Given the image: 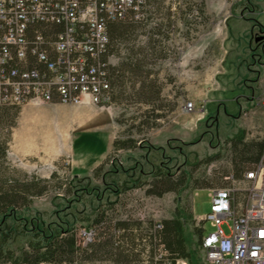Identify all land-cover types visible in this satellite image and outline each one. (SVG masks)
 I'll use <instances>...</instances> for the list:
<instances>
[{
  "label": "rangeland",
  "instance_id": "obj_1",
  "mask_svg": "<svg viewBox=\"0 0 264 264\" xmlns=\"http://www.w3.org/2000/svg\"><path fill=\"white\" fill-rule=\"evenodd\" d=\"M247 2L162 0L147 4L145 33L139 34L132 44L142 45L150 39L160 44L165 56L154 59L151 65V78L160 87V97L150 104L138 102L137 93L128 83L122 101L106 105L113 108L119 120L117 136L134 138L143 147L114 151L111 162L117 161L123 169L108 174L105 180L95 178L93 173L76 176L66 161H59L54 169L59 177L52 188L34 197L30 207L19 216L43 226L71 223L81 233L83 229L89 230L91 220L100 210L114 222H140L142 232L147 234L155 224L172 217L179 204L190 208L197 217H203L211 208L209 189L197 190L193 183L181 193L170 191L159 197L146 194L148 185L136 187L138 182L150 181L157 166L168 165L178 173L190 170L195 179L212 187H219L216 178L223 174H229L228 185L243 184V178H234L228 139L239 129L246 130L248 140L264 138V57L252 62L253 49L258 54L264 50V45L259 44L262 40L256 41L264 35V0ZM202 4L205 13L199 10ZM247 5L254 11L246 10ZM171 11L174 22L167 27ZM162 23L165 24L162 32L155 33ZM121 60L117 55L110 56L111 64H119ZM189 101L196 104V109L186 113L182 106ZM62 115L65 118L70 113ZM53 128L52 121L36 126L41 133ZM12 129L9 125L0 127V140H11ZM74 140L75 149L82 146L89 164L97 152L113 145L104 131L103 137L77 132ZM150 145L163 147L164 151L149 150ZM8 162V175L23 178L27 171ZM109 169L107 165L105 171ZM62 183L69 184L59 187ZM122 185L128 188L117 192ZM195 226L193 216L186 227L193 253L189 259L181 260L183 264H207L200 239L193 233ZM222 227L230 233L229 222ZM206 228V233L214 231L209 221ZM30 236L31 233L9 243L15 256L29 250ZM147 254L136 264H167L166 260L159 261L160 254L154 261ZM80 260L81 264H113L110 260Z\"/></svg>",
  "mask_w": 264,
  "mask_h": 264
},
{
  "label": "trees",
  "instance_id": "obj_2",
  "mask_svg": "<svg viewBox=\"0 0 264 264\" xmlns=\"http://www.w3.org/2000/svg\"><path fill=\"white\" fill-rule=\"evenodd\" d=\"M145 1L139 11L131 10L125 18L109 20L107 23L109 42L106 52L102 55V61L105 64L107 81L110 85V104L122 101L127 92L128 83L137 93L138 102L150 104L160 97V87L156 83V79L151 78L153 73L151 65L154 63V59L165 56L160 44L151 39L142 45L132 44L139 34L145 33L143 29H145L144 17L147 4L153 1L162 2V0ZM245 1L250 3L251 0ZM204 8V4H202L199 8L200 12L205 13ZM245 8L248 11H254L253 7L249 5ZM172 15V11L167 15V27H170L174 22L171 20ZM163 24L160 26V30L155 33L162 32ZM64 29L63 23L38 21L31 26L30 35L33 39L37 34L42 35L44 37L42 48L50 50V43L55 41ZM140 30L142 32H139ZM259 44L264 45V41ZM255 51L258 50L254 48L252 51L253 63L255 60L258 61L259 56L264 57V50L262 54ZM122 52H124L123 55ZM50 55L51 58H55V54L51 51ZM112 55L122 57L121 62L106 64ZM33 63L38 64V58H35ZM39 65L46 68L45 64ZM258 79L259 77L256 78V80ZM20 111V107L0 105V127L8 125L11 128L16 127ZM116 121L119 123L118 119ZM228 141L232 150L231 161L234 178L242 179L248 170L255 167L264 154V138L248 140L246 130L239 129ZM9 142L10 138L0 140V264L10 261L24 264H36L40 261H50L56 264H81V258L110 260L113 264H136L141 261L142 255H145L146 252L151 261H154L155 256L160 254L159 261L166 260L167 264H177L178 260L191 257L193 250H190V239L186 227L188 222L193 220L194 214L190 208H185L180 204L172 217L164 218L160 222L161 226H158L159 223L155 224L153 231L147 234L142 232L140 222L133 224L125 220L114 222L104 212L98 210L96 217L91 220L89 230H87L92 232L90 239L87 234L79 233L75 226L69 222L65 225L43 226L35 220L20 217L19 214L30 207L32 199L45 194L52 188L53 181L59 176L57 171H54L50 177L27 172L23 174V178L9 176V166H6L9 163ZM140 145L134 138L117 136L112 151L93 170L94 177L105 180L108 174L120 172L123 169L122 166L115 160L111 162L112 153L121 149H133ZM141 147L143 146L141 145ZM147 148L164 151L163 147L153 145ZM107 165L110 169L105 171ZM228 176L229 174H223L217 177L216 185L219 187L228 186L229 178H226ZM192 183L193 188L197 190L213 188L212 184L195 179L190 170L183 169L179 173L173 172L168 165L157 166L153 169L150 181L145 180L135 185L136 187L148 185L146 194L159 197L170 191L181 193ZM64 184L67 187L69 183H62L59 187ZM122 186V188H118L117 192L128 188L125 185ZM70 187L71 184L66 189L68 193ZM29 233H31L28 240L29 250L24 249L19 256H15V251L9 248V243L20 236H28ZM193 233L201 241L202 228L198 225L193 227ZM94 234L96 237L93 236Z\"/></svg>",
  "mask_w": 264,
  "mask_h": 264
},
{
  "label": "built area",
  "instance_id": "obj_3",
  "mask_svg": "<svg viewBox=\"0 0 264 264\" xmlns=\"http://www.w3.org/2000/svg\"><path fill=\"white\" fill-rule=\"evenodd\" d=\"M145 2L0 0V105L22 108L31 101L110 104V85L102 61L109 42L107 23L125 18L131 10L139 11ZM38 21L65 25L50 43V50L42 48V35L35 39L30 35L31 26ZM35 58L38 64L33 63ZM106 64H110V57ZM195 109L193 101L182 106L186 113ZM209 192L210 211L203 217L194 215L202 228L200 245L207 264H264V154L245 173L243 184L213 187ZM208 221L214 231L206 233ZM226 222L231 230L228 234L222 227ZM81 232L90 239L91 231ZM181 260L177 264H183Z\"/></svg>",
  "mask_w": 264,
  "mask_h": 264
},
{
  "label": "crops",
  "instance_id": "obj_4",
  "mask_svg": "<svg viewBox=\"0 0 264 264\" xmlns=\"http://www.w3.org/2000/svg\"><path fill=\"white\" fill-rule=\"evenodd\" d=\"M65 112L70 113V116L64 118L62 114ZM46 121H52L54 128L42 133L37 131L38 123ZM118 129L111 106L90 102L72 105L31 101L21 108L17 125L12 129L8 160L28 173L44 177L54 172L59 161H66L76 176L90 175L112 151L113 145L97 152L90 158L89 164L82 146L75 149V134L82 132L103 137L104 131L108 132L114 143Z\"/></svg>",
  "mask_w": 264,
  "mask_h": 264
},
{
  "label": "water",
  "instance_id": "obj_5",
  "mask_svg": "<svg viewBox=\"0 0 264 264\" xmlns=\"http://www.w3.org/2000/svg\"><path fill=\"white\" fill-rule=\"evenodd\" d=\"M260 40H264V35H262V36H258V37L256 38V41H260Z\"/></svg>",
  "mask_w": 264,
  "mask_h": 264
},
{
  "label": "flooded vegetation",
  "instance_id": "obj_6",
  "mask_svg": "<svg viewBox=\"0 0 264 264\" xmlns=\"http://www.w3.org/2000/svg\"><path fill=\"white\" fill-rule=\"evenodd\" d=\"M262 41H264V40H262Z\"/></svg>",
  "mask_w": 264,
  "mask_h": 264
}]
</instances>
